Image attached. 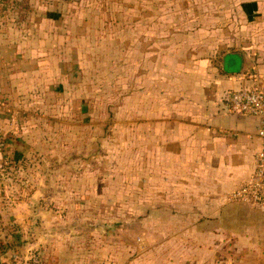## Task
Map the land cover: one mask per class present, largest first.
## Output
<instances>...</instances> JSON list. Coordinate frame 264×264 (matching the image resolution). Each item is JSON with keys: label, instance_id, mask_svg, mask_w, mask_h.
Returning a JSON list of instances; mask_svg holds the SVG:
<instances>
[{"label": "rangeland", "instance_id": "rangeland-1", "mask_svg": "<svg viewBox=\"0 0 264 264\" xmlns=\"http://www.w3.org/2000/svg\"><path fill=\"white\" fill-rule=\"evenodd\" d=\"M18 2L80 36L16 59L1 41ZM188 18L206 21L182 27L195 39L160 35V19ZM2 19V264H264V208L231 198L254 172L219 197L212 162L179 169L162 132V111L200 97L226 51L264 64V0H0Z\"/></svg>", "mask_w": 264, "mask_h": 264}, {"label": "crops", "instance_id": "crops-1", "mask_svg": "<svg viewBox=\"0 0 264 264\" xmlns=\"http://www.w3.org/2000/svg\"><path fill=\"white\" fill-rule=\"evenodd\" d=\"M2 6L6 11L9 8L7 4ZM21 9L23 10L21 17L17 19L19 28L14 29V33L8 29L2 35L1 41L2 47L11 52L10 54L16 59L40 58L48 51H57L58 43H69L73 38L80 36L79 31L71 27L73 24L67 29L64 28L68 23L76 21L53 18V14L46 18L27 17V11L30 10L28 5L24 6L23 3ZM211 21L212 19L209 18L210 25H212ZM159 22H162L161 26H163L159 30L161 36L166 35L168 29H165V26L175 27L174 30H168V33L171 32L173 37L182 39L183 45L186 44L184 42L186 37L195 39L201 32L196 29L186 31L183 26L206 24V21L196 18L183 19V21L160 19ZM8 23V19H2L0 26L9 25ZM149 31L146 29L147 38L151 35L153 39V33ZM7 55L2 52V58H6ZM221 59L220 67H209L215 74L219 69L215 79L210 80L211 82L199 83L200 97L179 98L176 108L173 107L171 110L168 107L167 111H162V114L167 112V115L162 116V125L167 131L162 132L176 140V151L172 154L177 156L179 169H189L190 164H194L193 168L207 169L212 162L211 169L218 171L216 178L220 179L215 190V194L219 197L239 187L252 175L255 169V155L261 146V139L258 136L261 126L260 117L231 112L225 95L231 90L252 87L257 82L258 76H264V64L257 65L246 51H226ZM199 70L201 71V68ZM16 71L21 73L24 81L25 67L20 69V66H17ZM10 72V70L5 71L8 75H16L15 71L11 72L12 74H9ZM14 81L10 79L8 83ZM0 92H2L1 88ZM1 94L0 100L7 102L5 96ZM7 105L10 108L9 104ZM178 182L184 181L178 180Z\"/></svg>", "mask_w": 264, "mask_h": 264}, {"label": "built area", "instance_id": "built-area-1", "mask_svg": "<svg viewBox=\"0 0 264 264\" xmlns=\"http://www.w3.org/2000/svg\"><path fill=\"white\" fill-rule=\"evenodd\" d=\"M225 100L231 112L255 115L261 119L258 130L261 146L255 158V171L246 183L232 193L231 198L264 208V77L258 79L252 87L228 91ZM3 104L0 101V105Z\"/></svg>", "mask_w": 264, "mask_h": 264}, {"label": "water", "instance_id": "water-1", "mask_svg": "<svg viewBox=\"0 0 264 264\" xmlns=\"http://www.w3.org/2000/svg\"><path fill=\"white\" fill-rule=\"evenodd\" d=\"M98 227L102 228L103 225L102 224H99ZM0 264H2V257H1V253H0Z\"/></svg>", "mask_w": 264, "mask_h": 264}, {"label": "trees", "instance_id": "trees-1", "mask_svg": "<svg viewBox=\"0 0 264 264\" xmlns=\"http://www.w3.org/2000/svg\"><path fill=\"white\" fill-rule=\"evenodd\" d=\"M3 5V4H2ZM17 5L23 6L22 2H18ZM25 6V5H24Z\"/></svg>", "mask_w": 264, "mask_h": 264}]
</instances>
